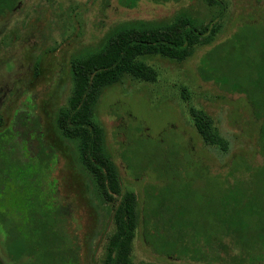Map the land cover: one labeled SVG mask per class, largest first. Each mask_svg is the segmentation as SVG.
<instances>
[{
	"label": "rangeland",
	"instance_id": "374dc122",
	"mask_svg": "<svg viewBox=\"0 0 264 264\" xmlns=\"http://www.w3.org/2000/svg\"><path fill=\"white\" fill-rule=\"evenodd\" d=\"M219 1L220 5H209L206 0H138L129 8L120 0H21L0 18V133L21 111L39 119L43 140L56 153L52 180L61 200L73 211L80 264H105L106 246L114 232L113 207L102 201L78 160L74 144L61 135L56 120L71 92V56L97 47L114 27L133 21L168 22L178 13H186L200 25L217 28L214 41L197 47L183 62L148 58L147 63L158 74L155 83L126 77L107 88L97 103L94 120L104 129L121 192L136 194L141 215L147 210V193L156 195L170 180L156 167L174 163L176 168L193 169L175 176L178 211L183 209L184 219L195 227H212L223 197V173L231 162L262 163L260 123L253 116L248 97L225 89L219 78L225 74L231 85L254 72L260 63L255 39L264 38V0ZM191 108L205 111L214 120L228 141L226 154L203 144L191 121ZM2 157L0 153V165L11 168L13 175L25 172L26 166L11 162L7 156L2 161ZM128 158L133 165L136 161V177L142 179H134L127 170ZM147 164L149 169L142 172L146 167H141ZM37 168L30 167L27 174L34 175ZM40 180V187L50 190L51 178ZM34 188V183L26 182L23 191L40 199L48 195ZM4 225L0 222L2 231ZM18 234L23 236L19 227ZM131 249L134 263L236 264L223 250L215 252L203 245L193 253H161L148 245L142 225L135 231ZM242 259V264H264V258ZM0 264L13 263L0 254Z\"/></svg>",
	"mask_w": 264,
	"mask_h": 264
},
{
	"label": "trees",
	"instance_id": "16d2710c",
	"mask_svg": "<svg viewBox=\"0 0 264 264\" xmlns=\"http://www.w3.org/2000/svg\"><path fill=\"white\" fill-rule=\"evenodd\" d=\"M20 1L0 0V17L10 13ZM137 1L120 0L129 8L135 7ZM206 1L220 5L219 0ZM216 33L213 24L203 26L190 15L178 13L168 22L123 23L111 29L97 47L83 49L70 58L71 92L67 105L58 111L56 124L61 135L74 144L78 160L102 201L113 207L114 232L106 246L105 264H146L131 259L132 240L139 225L143 226L148 245L164 254L193 253L203 245L215 252L223 250V255L236 264H242L244 257L264 258V38L255 39L259 43L260 63L254 72L251 69L231 85L225 74L219 78L225 89L240 91L248 97L253 116L260 123L262 163L252 166L245 160L231 162L223 173V197L220 209L214 212L216 221L212 227H195L184 219L183 209L178 211L174 199L177 192H173L175 176L193 169L176 168L174 163L157 165L156 169L170 180L158 195L147 193V210L141 215L136 194L121 192L118 168L106 149L104 129L94 120L97 103L107 88L126 77L145 83L157 81L158 74L147 63L148 58L159 56L183 62L197 47L210 45ZM190 116L203 144L226 154L228 141L221 136L214 120L200 109L191 108ZM0 153L2 161L7 156L11 162L26 166L25 172L13 175L11 168L6 170L7 165H0V222L6 228H0V254L13 264H80L78 240L72 227L73 211L69 203L61 200L52 180L56 153L44 142L35 114H16L11 126L0 133ZM128 159L127 170L134 179H142L136 177V161L133 165L132 159ZM148 165L141 167H146L142 172H147ZM32 166H38L37 172L27 174ZM49 177L50 190L40 187V179ZM26 182L34 183L37 193L48 195L40 199L24 193ZM18 227L23 236L18 234Z\"/></svg>",
	"mask_w": 264,
	"mask_h": 264
},
{
	"label": "flooded vegetation",
	"instance_id": "af4514ba",
	"mask_svg": "<svg viewBox=\"0 0 264 264\" xmlns=\"http://www.w3.org/2000/svg\"><path fill=\"white\" fill-rule=\"evenodd\" d=\"M15 8H13L10 12H12ZM9 14V13H8ZM2 18V17H0ZM3 77H0V82L2 81Z\"/></svg>",
	"mask_w": 264,
	"mask_h": 264
}]
</instances>
